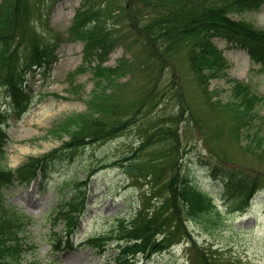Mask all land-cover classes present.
I'll list each match as a JSON object with an SVG mask.
<instances>
[{"label": "rangeland", "instance_id": "obj_1", "mask_svg": "<svg viewBox=\"0 0 264 264\" xmlns=\"http://www.w3.org/2000/svg\"><path fill=\"white\" fill-rule=\"evenodd\" d=\"M29 1L34 3L35 12L39 10L40 14L31 24L45 39L54 38L58 33L66 37L73 16L83 2ZM234 17L264 27V5L256 10L239 12ZM27 37V34H20L21 45L27 42ZM59 42L44 71L33 69L25 75L24 87L30 88L32 102L24 113L19 116L13 114L9 98L0 90V109L8 111L6 127L9 140L6 150L8 165L12 168L20 165L28 156H40L63 146L71 131H81L82 124H87V121L102 120L107 125H113L124 120L123 115L114 112L127 110L130 101L141 96L159 75L157 70L137 69L138 61L133 52L131 58L122 64L123 67L126 64V68L112 75L110 84L100 81L99 88L107 93L103 95L94 84L99 80L94 69L97 60L87 52L84 56V41L71 37ZM214 43L222 50L230 65L226 78H210L211 101L210 98L206 99V95L203 97L194 76L183 68L178 72L181 80L174 77L183 85L186 97L184 104L191 107L192 114L175 113L179 105L165 99L150 114L152 119L141 115L135 125H122L105 141L89 144L68 162L57 163L45 186L40 185L37 178L28 186L11 185L5 189L4 198L8 204L38 219L37 224L28 231L29 238L35 241V250L26 251L24 258L36 257L43 262L57 257L52 264H112L113 245L109 244L106 252L99 255L80 244L91 234L105 233L117 215H129L133 211L138 203V185L143 183V189H147L149 184L144 182L148 178L141 179L138 185L129 183L128 186V173L120 170L113 160L130 155L134 149L137 150L136 155L140 156L139 162L151 158L160 160L161 157L152 153L159 148H172L175 140L155 141L138 151L142 141L137 131L142 134L141 130H151L158 117L164 116L162 120H165L170 116L173 122L163 121L162 128L170 127L179 140L178 145L172 148L173 152L180 151L178 161L171 165V168L175 167L173 178L177 176L181 165L180 170L186 171L189 180L212 192L220 209L226 208L228 217L225 216L223 225L217 230L210 228L211 231L189 222L186 217L179 215L175 221L167 212L162 213L159 218L166 215L168 219L165 223L172 224L165 229L167 241L158 253L152 254L149 260L141 259L139 264H203L201 256L207 257L208 261L216 260L212 264H264V192L257 193L243 209L230 210L227 204L234 200V196L222 195L221 183L213 178L207 169L208 165L204 163L214 160L218 154L228 164L243 169L251 178L256 177V173L264 176V136L258 135L253 139L251 133L246 134L248 127L261 129L264 133V102L254 108L252 114L255 116L246 119V122L250 120L249 125H243L245 119L240 114L244 113L234 112L227 106L233 101L232 78L251 84L258 93L264 95V65H253L245 50L231 47L225 40L214 39ZM123 55L128 57L129 53L117 46L106 55L102 64L113 67ZM79 65L82 66L81 72L74 73ZM166 83L167 76H164L161 84ZM95 102L102 103L99 112L93 105ZM124 128L128 130L122 131ZM87 130L91 129L86 127L84 132ZM206 131L211 136L207 145L201 140ZM111 162V165H105ZM102 166L88 182L82 181L85 183L87 207L72 237L73 248L63 245L62 249L53 253L48 236L49 225L43 222L44 219L58 203L70 196L72 179L77 177L81 181L89 171ZM166 193L164 190L163 195ZM61 228L62 224L56 227L57 230ZM201 252L204 254L199 255Z\"/></svg>", "mask_w": 264, "mask_h": 264}, {"label": "trees", "instance_id": "obj_2", "mask_svg": "<svg viewBox=\"0 0 264 264\" xmlns=\"http://www.w3.org/2000/svg\"><path fill=\"white\" fill-rule=\"evenodd\" d=\"M116 2L117 0H99L90 3L85 0L84 8L75 14L69 28L70 33L75 38L86 41L84 51L89 56L96 55L102 60L116 45H121L131 56L133 52L136 53L133 56L138 61L137 69L157 70L159 75L154 78L151 87L147 89L145 87L146 91L141 96L130 101L127 110L114 112L124 114L127 119L113 125H107L102 120L87 121V124H82L81 131H71L69 140L64 142L62 147L39 158H30L16 171L8 168L6 163L7 155L3 148L6 137L1 128L4 115L0 112V264L16 263L18 233H22L30 223L27 216L5 204L2 195L5 185L14 180L24 184L31 178L37 165H51L60 157L70 156L73 150L86 143L104 140L112 132L118 131L120 126L127 123L135 124L141 115L152 119L150 114L164 98H167L166 96L174 101V105H179L175 113L192 114L191 107L184 104L186 97L183 85L174 79L177 77L181 80L178 72L184 67L189 68L203 97L206 95L207 100L211 98L208 91L209 78L224 75L228 66L221 51L212 42L214 37H221L247 48L253 62L264 63V28L256 27L242 19L235 20L230 16L244 9L258 8L264 0H130L129 4L123 6L120 3L116 5ZM38 15L39 12H35L32 1H0V85L12 96L15 110L24 109L30 100L29 94L23 91L21 86L22 75L32 64H39L41 60L47 58L56 44L43 38L34 29L31 21ZM20 34H27L25 44L21 45ZM134 47L137 49L133 50ZM124 61L127 62L128 59L122 58L114 68L96 66V75L102 76L99 80L105 79L110 84L113 81L112 75L121 71ZM164 76H167V83L162 85ZM233 82L231 88L233 101L227 106L234 112L244 113L240 114L245 119L243 125H249L250 120L246 122V119L255 116L252 114L255 112L254 108L264 102V95L258 94L249 84L238 80ZM99 84L100 81L97 85ZM99 91L107 95L102 88H99ZM93 105L97 112L101 110V102H95ZM171 119L173 121V118ZM163 121L160 117L151 130H141L142 142L138 151L156 143L155 141L162 142L170 138L176 140L174 130L170 127L162 128ZM86 127L91 130L84 132ZM238 130L239 128L236 131ZM250 133L253 139L258 135L264 136L262 130L255 127L247 128L246 134ZM210 137L206 131L202 138L206 145ZM172 148L157 149L158 151L152 153L161 157L164 166L154 158L139 162L137 150L119 162L120 167L126 171L138 173L144 169L143 177L151 176L152 188L164 181L163 175L170 173L171 181L161 186V188L167 186L169 193L160 200L157 210L153 205H146L144 199L143 204L132 215L118 216L115 219L107 237L115 238L117 241L115 264H135L137 253H150L165 244L167 241L165 229L172 224L165 223L168 219L166 215L159 218L162 208H166L167 213L175 221L178 215H186L190 220L207 226L221 225L224 221L225 216L207 193L200 192L188 184H181L179 190L173 186L175 178L172 171L175 167L171 168V165L177 160L178 151L173 152ZM209 163L212 173L221 178L226 189L228 187L237 193L238 198L248 196L264 186L263 175L256 173V177L251 178L243 169L228 164L218 154L214 156V160L210 159ZM77 192L64 205L63 211L59 212L68 224L75 218L73 211H78L84 202L83 193L80 190ZM107 238L95 237L94 241L104 244ZM90 243L97 248L101 247L98 242ZM201 261L203 264H212L211 262L216 260L208 261L207 257L201 256ZM29 264L40 263L32 261Z\"/></svg>", "mask_w": 264, "mask_h": 264}]
</instances>
